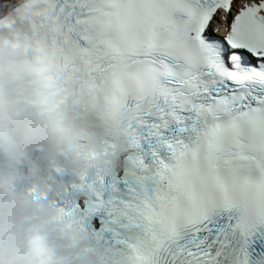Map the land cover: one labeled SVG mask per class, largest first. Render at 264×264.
Here are the masks:
<instances>
[{
    "label": "snow or ice",
    "instance_id": "snow-or-ice-1",
    "mask_svg": "<svg viewBox=\"0 0 264 264\" xmlns=\"http://www.w3.org/2000/svg\"><path fill=\"white\" fill-rule=\"evenodd\" d=\"M27 2L72 104L124 136L65 205L100 264H264V0Z\"/></svg>",
    "mask_w": 264,
    "mask_h": 264
},
{
    "label": "clouds",
    "instance_id": "clouds-1",
    "mask_svg": "<svg viewBox=\"0 0 264 264\" xmlns=\"http://www.w3.org/2000/svg\"><path fill=\"white\" fill-rule=\"evenodd\" d=\"M27 57L18 49L0 48V160L5 162L0 168V264H100L104 246L77 230L75 215L65 218L48 201L13 187V165L27 163L26 176L36 177L46 162L55 163L67 177L39 181L37 190L79 201L86 190L66 192L65 185L78 183L77 173L91 176L97 166L119 170L123 133L109 117L58 102L59 81L38 88ZM105 139L116 145L113 155L104 148ZM36 148L40 151L33 157Z\"/></svg>",
    "mask_w": 264,
    "mask_h": 264
}]
</instances>
